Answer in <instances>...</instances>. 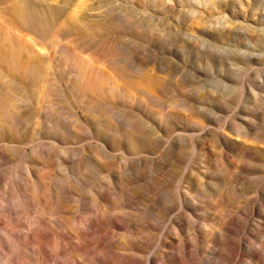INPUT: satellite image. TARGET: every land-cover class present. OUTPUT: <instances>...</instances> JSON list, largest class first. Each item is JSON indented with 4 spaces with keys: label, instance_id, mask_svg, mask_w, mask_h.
Returning <instances> with one entry per match:
<instances>
[{
    "label": "rangeland",
    "instance_id": "1",
    "mask_svg": "<svg viewBox=\"0 0 264 264\" xmlns=\"http://www.w3.org/2000/svg\"><path fill=\"white\" fill-rule=\"evenodd\" d=\"M3 1L0 264H264V0Z\"/></svg>",
    "mask_w": 264,
    "mask_h": 264
},
{
    "label": "bare ground",
    "instance_id": "2",
    "mask_svg": "<svg viewBox=\"0 0 264 264\" xmlns=\"http://www.w3.org/2000/svg\"><path fill=\"white\" fill-rule=\"evenodd\" d=\"M3 5H4V1L0 0V28H3L5 30V35H3V36H5V38H4V41L2 40L3 41L2 45H1V41H0V46H18V47L24 46L28 50V52L30 51V53H28V54L32 53V55L34 54V55H37L39 57H43V59H47L46 56H44L43 53H41V51H39L36 48L35 42L33 40H32L33 41L32 42L30 39H28L27 38L28 35H26L21 30L20 24L16 21L14 14L12 12H10L7 8H4ZM22 15H23V13H22ZM29 17L30 16H28L27 18H25L22 21V23H21L22 26H25V27L36 26L37 23H35L34 21H30L31 18H29ZM92 21L95 23H99V21H95V20H92ZM100 23H102V22H100ZM56 35H58V34H56ZM19 52H21V51H19ZM21 53H23V52H21ZM67 53L69 55L68 56L69 60L72 59L76 62L80 59V62L78 65L75 64V62L72 64V68L75 72H77V74L80 75V77H82L87 82V84L91 85L93 78L99 77V78H102L104 80L105 86L112 84L113 87L111 89L113 91L120 88V85L118 84V82L116 80V76H117L116 73L110 72L107 70L108 65H107V62L105 61L104 54H100V59L97 62L92 63L89 61V59L81 58L77 53H75L73 51V49L71 50L70 48H67ZM102 59L104 60L103 63H101ZM11 60L14 62V64L19 65L23 61V58L21 61L20 57H15L14 54H12ZM29 65H32V63H29ZM223 135L225 137H228L229 139H232L230 136H228L225 133H223ZM34 199H36V198H34ZM231 225H233L234 229H236L238 227L241 228L243 226V221L235 219L234 216L230 217L229 219L227 218V221L223 225V229H225L227 231H232L233 228H231ZM222 235H223V233H222ZM223 236H225V235H223ZM58 256L62 257L65 260L63 262V264H74L75 261L80 262V263L82 262L83 264H85V261H87L85 258H82V260H79V258L76 257V260L73 262V260L71 259V255L69 253L60 252L59 247L57 245H55L54 249L51 252H47V254H46V257H48L49 259H52V260L56 257L58 258ZM46 257H44V259ZM220 258L221 259L217 260L216 264H222L223 256H220ZM233 259H234V256H233ZM180 260L182 261L183 264H189L190 263L189 260L186 259L183 255H180ZM9 262H11V261H9ZM149 262H150V264H154L155 263V257L150 258ZM19 263H20V261L16 264H19Z\"/></svg>",
    "mask_w": 264,
    "mask_h": 264
}]
</instances>
